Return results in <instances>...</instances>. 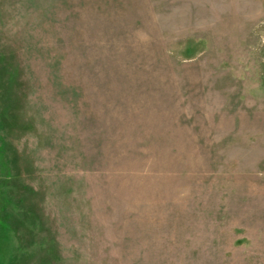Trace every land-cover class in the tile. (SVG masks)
Listing matches in <instances>:
<instances>
[{"label": "rangeland", "instance_id": "obj_1", "mask_svg": "<svg viewBox=\"0 0 264 264\" xmlns=\"http://www.w3.org/2000/svg\"><path fill=\"white\" fill-rule=\"evenodd\" d=\"M0 264H264V0H0Z\"/></svg>", "mask_w": 264, "mask_h": 264}]
</instances>
